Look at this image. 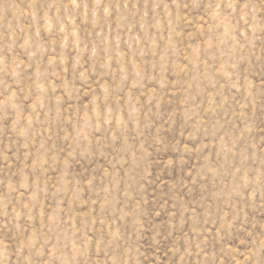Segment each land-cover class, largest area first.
Returning a JSON list of instances; mask_svg holds the SVG:
<instances>
[{
  "label": "rangeland",
  "instance_id": "374dc122",
  "mask_svg": "<svg viewBox=\"0 0 264 264\" xmlns=\"http://www.w3.org/2000/svg\"><path fill=\"white\" fill-rule=\"evenodd\" d=\"M0 264H264V0H0Z\"/></svg>",
  "mask_w": 264,
  "mask_h": 264
}]
</instances>
